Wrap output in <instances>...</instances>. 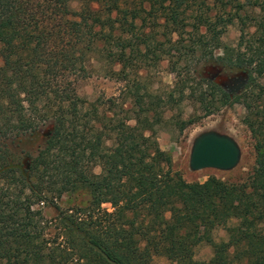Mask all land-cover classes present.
<instances>
[{
  "label": "trees",
  "instance_id": "obj_1",
  "mask_svg": "<svg viewBox=\"0 0 264 264\" xmlns=\"http://www.w3.org/2000/svg\"><path fill=\"white\" fill-rule=\"evenodd\" d=\"M117 1L77 0L73 10L70 0H0V264H151L153 256L174 264H264V83H256L264 79V0L205 1L199 6L205 11L195 15L182 11L189 0H141L132 10ZM244 6L257 10L252 35L241 36L242 50L222 47L234 18L226 7L237 13ZM141 14L160 21L175 45L190 28L193 41L179 55L199 54L206 63L247 73L232 97L212 81L188 86L206 104V115L216 102L242 106L254 153L244 179L188 183L172 170L155 139L158 117L150 116L159 99L135 93L129 125L76 94V78L97 43L105 53L113 43L125 61L130 45L123 36L137 21L144 25ZM141 36L143 51L153 53V36ZM137 47L130 53H140ZM169 71L180 91L187 89L190 76L179 70L178 57ZM43 127L44 143L34 155L23 160L11 151V139ZM80 193L87 196L83 204L59 206L62 196ZM42 206L53 211L51 218L43 217ZM220 227L226 239L209 242L208 261H195L202 230Z\"/></svg>",
  "mask_w": 264,
  "mask_h": 264
},
{
  "label": "rangeland",
  "instance_id": "obj_2",
  "mask_svg": "<svg viewBox=\"0 0 264 264\" xmlns=\"http://www.w3.org/2000/svg\"><path fill=\"white\" fill-rule=\"evenodd\" d=\"M123 1L119 0L117 4L126 10H132L133 8L138 9V3L141 0H126L125 3ZM205 1L207 4L208 2L211 3L212 0H189L188 6H184L183 8L186 7V9H182V11L188 10V15L204 12L205 7L199 6L201 2ZM236 1L240 4L247 2V0ZM69 6L71 9L77 10L79 3L77 0H70ZM213 9L224 17L220 7H213ZM233 10L235 9L231 10L230 7H226V12L230 11L234 18L220 37V43L222 47L242 50L241 36H244V40H246L252 35V18L256 16L257 10L248 6H244L237 13ZM141 16L145 18L144 25L139 27L141 23L137 21L135 30L130 31L131 33L128 31L123 36L124 40L130 45L129 48L125 49L124 62L119 60L117 56L119 49L114 47L113 43L108 47L109 55H107L108 52H103L101 43L95 45L86 57L84 63L85 73L76 78V94L86 102L94 103L100 111L101 109L106 110L107 115L114 122L128 120L134 116L132 110L135 106H133L132 100L135 93L141 96L149 94L159 99V103L154 105L150 116L158 117L159 123L153 125L155 139L160 150L170 156L172 170L177 171L182 179L188 183H201L208 177H214L225 182L244 179L254 166V153L250 134L241 122L244 115L242 106L238 103L221 106L216 102L214 107H211L213 109H209L210 113L206 115L207 109L204 107L206 104L197 103L195 97L190 94V88L188 87H198V84L204 83L201 82L202 79L210 81L208 79L210 73L207 72L210 67L219 69V76L227 78L242 71L232 70L211 62L206 63L203 59L199 60V54L189 58L179 55L183 52L181 46H188V42L193 41L190 28L182 35L180 45H175L173 42L176 36L167 35L166 30L156 25L161 24L160 21L148 18L144 14H141ZM159 16L161 15L158 12L154 15V17L160 18ZM188 22L190 24L192 21L189 19ZM163 32L166 36L163 35ZM141 34H151L153 36L154 42L152 45L155 48L153 53L146 54L143 51V47L140 45L143 40ZM136 45H138L137 48L140 53L133 55L130 53V48L136 47ZM210 47L211 45L208 44L206 52ZM214 54L220 55L221 51L216 50ZM176 57L179 58V70L184 69V72H188L190 76L187 89H183V91L179 89V80L177 81L176 75L169 71V65L175 61ZM243 73L247 75L246 72ZM182 78L180 77V79ZM212 82L217 85L214 81ZM256 83L262 84L264 79L256 78ZM218 87L228 94L220 86ZM203 88L202 86L201 89ZM243 88L236 94H228L229 97L239 94ZM214 100H217V97ZM189 120H192V123L185 125L184 123ZM128 124L133 125V120H128ZM45 131L46 127H43L30 136L11 139L8 146L11 151L20 153L24 160V154L34 155L43 146ZM206 132L227 136L235 142L240 154L234 168L229 171L214 169L191 171L188 168L191 144L198 135ZM93 173L98 174L99 168L94 167ZM86 200L87 196L80 193L78 195H64L58 203L61 208H66L83 204ZM101 208L110 211L108 204H101ZM41 211L45 219L53 216V211L50 208L42 206ZM225 239L226 233L221 227L210 231L202 230L194 248V260L199 262L208 261L211 256L209 242L217 243ZM151 264H174V261H169L162 256H153Z\"/></svg>",
  "mask_w": 264,
  "mask_h": 264
},
{
  "label": "water",
  "instance_id": "obj_3",
  "mask_svg": "<svg viewBox=\"0 0 264 264\" xmlns=\"http://www.w3.org/2000/svg\"><path fill=\"white\" fill-rule=\"evenodd\" d=\"M207 72L210 73L208 79L214 81L228 94L238 93L247 82V75L243 72L229 78L219 76L220 70L214 67L208 68ZM239 154V149L231 138L214 132L202 133L191 144L188 168L191 171L203 169L229 171L236 166Z\"/></svg>",
  "mask_w": 264,
  "mask_h": 264
}]
</instances>
